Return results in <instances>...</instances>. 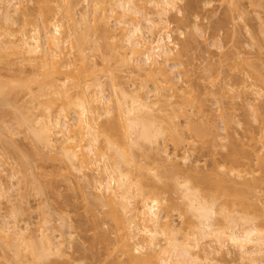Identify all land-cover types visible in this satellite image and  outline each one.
Returning a JSON list of instances; mask_svg holds the SVG:
<instances>
[{"label": "bare ground", "instance_id": "1", "mask_svg": "<svg viewBox=\"0 0 264 264\" xmlns=\"http://www.w3.org/2000/svg\"><path fill=\"white\" fill-rule=\"evenodd\" d=\"M25 2L0 0V146L14 153L8 162L0 151L2 259L89 264L101 244L116 264H264V101L255 108L250 99L264 97V71L221 41L223 59L208 66L223 77L217 90L199 84L207 69L196 83L180 70L192 36L180 47L172 12L177 26L198 29L183 0H29L30 10ZM229 2L221 26L245 16L240 0ZM239 98L249 111L241 132ZM21 133L25 150L14 140ZM198 142L211 147L210 165L192 160ZM59 178L83 181L89 244L77 245L66 215L57 222L49 211ZM32 197L39 220L20 225L19 215L34 213ZM70 242L82 258L67 253Z\"/></svg>", "mask_w": 264, "mask_h": 264}, {"label": "rangeland", "instance_id": "2", "mask_svg": "<svg viewBox=\"0 0 264 264\" xmlns=\"http://www.w3.org/2000/svg\"><path fill=\"white\" fill-rule=\"evenodd\" d=\"M229 1H231V0H183L182 3H179L182 6L181 7L179 5L181 7V9L182 10L184 9L183 14H186L185 17H187L189 19V22H191L190 20H192L194 25H195V23H197L198 29H194L195 27H192V25H188V28L185 27L186 25L183 26L184 24L183 25L180 24L181 26H177L180 23L179 19L181 17H180V15H177L175 12H172V14H171V19H172V21L174 20L171 27L174 29V36H175V39H177L176 42L179 43L180 47H181L184 39L187 40L191 36L193 37V38L191 37L192 40L190 39L192 41L191 46H193V47L192 48L190 47L191 50L187 53V55L182 56V61L185 62V65L183 67H178V68H180V70H182V69L192 70V72H193L192 78L196 79V80H193L195 83L198 82L200 76H202L204 74L206 75L205 72L203 73V71H205L204 69H207L206 72L209 71L208 73H211V71H213L212 67H211L212 68L211 71L209 70L208 66H210L209 65L210 63L211 64L216 63L215 64V68H216V66H218L217 65L218 62L221 59H223V57L221 55L222 54L221 50L218 49V47L214 46V43L216 45V43H218V41H219V43L221 41V44H223V46H224L223 51L230 52L233 49L234 50L236 49V51L238 49V51L240 50L243 53L242 55L244 57L245 56L248 57V60H253V62L249 61L250 63H252L253 66L256 65V67H260L261 70L264 71V0H262V1L261 0H258V1L255 0V1H257V3L260 2V4H258V5L255 4L256 6L254 5L253 2H252L253 4H251L250 0H240L239 4L241 5V8L245 11L244 12L245 16L243 18H240V19L236 16L237 17V19H235L236 21H234V22L231 21L232 23L229 22L230 24H228V26H221L219 22H221L223 20L222 19L224 17L223 12H225V10L231 8V6H232L231 4H229L230 3ZM25 3L27 4V7L29 8V10L31 8L33 9L35 6L34 2H29V0H27V2H25ZM207 4H209V5H207ZM83 10H84V4L78 5L76 7L75 11H76L78 17H80ZM187 23H188V21H187ZM188 24H190V23H188ZM219 25L221 27H219ZM222 27H225V28H222ZM177 28H180L184 32L183 36L179 33L180 29H177ZM194 39H195V41L193 42ZM191 41H190V43H191ZM260 47H261V49H260ZM258 52H260V53L258 54ZM258 55H261L262 58H261V56L258 57ZM225 69L227 70V68H225ZM216 70H217V68H216ZM218 74H219V71H218V73L216 71L211 73V76L213 75L212 76V80H213L212 83L210 82L211 76L209 77L208 76L209 74H207L206 78H208V79L205 81L204 80L205 76H204V78L202 77V79L204 81H200V80H202V79H200L199 84L201 83L200 85H203V87L206 86V87H204L206 89L209 87L208 88L209 90L210 89L211 90L212 89L217 90V88L220 86L222 79H223V77H216L215 78V76H218ZM228 75L229 74H227V76ZM227 76H226V80L227 79L232 80L231 78H228L229 76L228 77ZM230 77H232V75H230ZM185 80H186V77L182 74V80L180 81V84H183L184 86H186V84L184 83ZM213 83H215V85H212ZM206 89H204V91ZM250 92H251V90H249V94H250ZM217 97H219L218 92H217ZM251 98H253V100L255 102V108L257 106L260 107L261 105H257V104H261L264 101L263 100L264 97H261V96L255 98V96L251 95L250 99ZM212 99H210L211 104L215 103V100H216L215 98L213 100ZM255 99H257V100H255ZM212 101H213V103H212ZM243 105H244V100L239 98L237 100V104L235 105V109H234V111L236 113L235 116H236L237 120H239V122L241 121V123H242L240 126L237 124H234V127H235L234 129L235 130L237 129L239 132H241L242 128L244 127V124L247 123L245 121L246 120L245 113L247 111L245 112V110H248V109L247 108L245 109V107H243ZM212 107L214 109H216L217 105L214 104ZM229 107H230L229 104L227 102H224V108L226 110L230 111ZM248 112L246 114L247 116H248ZM9 118L11 119V117H9ZM236 118H235V122L237 123ZM249 118L252 119L251 117H249ZM9 122H7L6 127H7V125H9ZM4 123H6V121ZM10 123L12 125V121ZM219 125L221 126L220 120H219ZM24 135H25L24 133H21V134L14 136V140H16V142H18L17 145L20 147L21 150H25L29 146V145L27 146V144H29V142L24 138ZM2 146H3V144H2ZM0 149H1V146H0ZM0 151H2V153H3V147ZM7 151L8 150L4 149V153ZM9 151L7 152L8 154H9ZM223 151H225V149L219 150L220 153L217 154L216 157L220 158L221 153ZM20 152H24V151H20ZM192 153H193L192 160H196L197 162H199V164L210 165L212 163V160H213L212 149L209 146V144L198 142L196 144V146L192 149ZM11 154H12V152H11ZM18 154H19V152H18ZM18 154H16V157L19 159ZM5 155H6V153H5ZM8 156L6 157V159H9L8 162H12L11 155H10V158ZM17 158H16V160L18 161ZM16 160L13 159V165L16 164V163H14V161L17 162ZM19 161H20V159H19ZM17 164H19V163H17ZM50 165L46 164L45 170L47 169V171L48 170L50 171V169H51ZM15 166L16 165L13 166L14 169H12V170H15ZM9 169L10 168H8V170ZM16 169H17L16 171H13V174H14V172L17 173V171L19 170L17 168V166H16ZM12 170L10 169V171H12ZM9 173H11V172L8 171V174ZM16 173H15V175H16ZM255 174L257 176H260L261 173H260L259 169L257 170V172H255ZM5 175H6V173H5ZM17 175H18V173H17ZM4 177L5 176H3L2 178H4ZM16 178H18V177H16ZM14 180H15V182L17 181V179H15V178H14ZM56 182H57V185L55 184V186H56V188H58V189H56V194L55 193L51 194L52 192L51 193L49 192L50 196H48V198H51V200L49 199L48 200L49 202H47V203L51 202L52 204L51 203L50 204L53 208L51 206L47 205V203H46L47 208L49 206V208H50L49 211H51V209L53 210L52 216H54V219H56L57 222H60V216L61 215H66L67 221L69 222V224H71L73 226L72 229H73V233H75L74 236H76V238H79V239H76L75 237H73L77 241L79 240L77 242V245L79 244L81 246V244L79 243L80 240H81V242H85V244H86V242H87V244L91 243L92 242L91 239H93V235H94L93 234L94 230L92 229L93 226L91 225V222H89L91 216H89V214L86 212V209H85L86 200H84L82 192H81L80 185H82L81 183H83V181L73 178V179H71V182H66V181H63L62 178H59L56 180ZM13 183H14V181H13ZM49 193L47 195H49ZM47 195H46V198H47ZM261 197H262V201L260 200L259 209H260V212H262L264 214V190L261 193ZM32 198L33 199H30L31 200L30 206L32 207L31 213H32V211H34V213L29 214L28 212H25L26 214L24 213V216H22V217L19 215L20 219L19 218L18 219H19V221H21L20 225L24 224L25 222H36L37 220H39L38 218H39L40 212H38V211H40V210L37 209V206H38V201L40 199H36V201L38 200L36 202L34 199L35 197H32ZM10 206L11 205H9V207ZM2 207L5 209L6 204H3ZM35 209H37V210H35ZM47 211H48V209H47ZM64 218H65V216H64ZM91 226H92V228H91ZM107 229H108V226L104 225L103 230H107ZM90 237H91V239H90ZM75 239H72V240L76 241ZM72 240L69 239V241H71V242H72ZM71 242H70V245L68 244L69 248L67 247L68 248L67 253L72 257L75 256L79 259L82 258L84 256V253L81 252V253H83V255L82 254L80 255L77 252V251L81 250V249H78L80 247L79 246L75 247V244H73ZM94 251L95 252H93V254L95 255L96 258H94V256L92 257L91 254H89V255L86 254L87 258H88V259H86L87 263H89V264H98V263L99 264H116L117 261H115L114 255L109 257L106 254L107 250L103 247V245L97 244ZM79 256H81V257H79ZM91 259H93V260H91ZM232 263L233 262H232L231 257H226V258H224V260L220 261V264H232ZM0 264H7V262H5L4 259H2L1 255H0Z\"/></svg>", "mask_w": 264, "mask_h": 264}]
</instances>
